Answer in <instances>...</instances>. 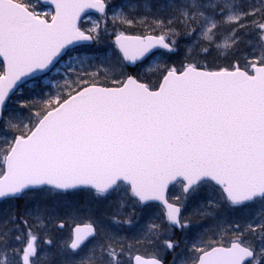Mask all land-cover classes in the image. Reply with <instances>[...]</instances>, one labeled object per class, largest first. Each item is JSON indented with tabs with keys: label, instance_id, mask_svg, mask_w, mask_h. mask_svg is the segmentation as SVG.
<instances>
[{
	"label": "snow or ice",
	"instance_id": "obj_1",
	"mask_svg": "<svg viewBox=\"0 0 264 264\" xmlns=\"http://www.w3.org/2000/svg\"><path fill=\"white\" fill-rule=\"evenodd\" d=\"M48 2L41 11L39 0H0V201L35 202L0 220V264L21 252V264H124L119 232L152 201L165 206L167 227L151 224L137 244L180 248L173 264H264V0ZM86 9L104 19L81 30ZM109 19L124 30L111 33V55L91 63L98 57L81 48L104 41ZM181 37L191 41L183 59L164 62ZM53 74L62 83L46 91ZM25 87L36 95L14 100ZM173 183L180 193L169 202ZM201 192L191 215L212 223L194 241L175 240L170 230L190 227L183 210ZM113 194L129 202L128 219L93 214ZM69 196H82L79 210L92 218L63 245L45 240L41 255L34 227L53 222L41 215L50 198ZM13 232L24 247L9 252Z\"/></svg>",
	"mask_w": 264,
	"mask_h": 264
},
{
	"label": "rangeland",
	"instance_id": "obj_2",
	"mask_svg": "<svg viewBox=\"0 0 264 264\" xmlns=\"http://www.w3.org/2000/svg\"><path fill=\"white\" fill-rule=\"evenodd\" d=\"M107 3L111 5H118L120 4V0H106ZM39 10L43 11L50 7L43 6L39 3L38 5ZM112 12L108 11V16L111 17ZM102 16L89 14L80 23L81 29H91L94 24L97 22L103 21ZM118 27L117 25H113L111 20H108V34L105 35L104 41L100 44H88L86 47L81 48V54L88 55V56H95L98 57L95 60L90 61L91 63L99 64L101 60H103L106 56L111 55V48L110 42L113 40L114 35H111V30L114 27ZM122 31V30H119ZM154 34V33H149ZM184 38V37H183ZM190 40L187 38L181 39L179 42L178 51L174 54H168L165 57L164 62L167 63H176L183 59L184 54L187 50V46L190 44ZM178 53V54H177ZM177 54V55H176ZM161 55V51H157L155 55L150 56L147 61L145 62L144 67L150 66L152 63L157 62V57ZM217 62L226 61L221 59H217ZM0 68H3V63L0 61ZM134 73H136L137 68L134 67ZM126 71L130 72L128 69ZM131 73V72H130ZM49 83L45 85L46 91L54 92L55 84L62 83V78L59 76H55L53 74L50 77L46 78ZM31 83V82H30ZM40 84H44V81H40ZM39 88H37V92ZM36 95L35 92L29 87H25L23 90V94L17 93L16 96L13 98L14 100L20 99H31ZM15 106V105H13ZM26 114V110H25ZM9 138H11L9 134ZM180 193V186L175 185L171 188L169 192V200L172 202V197L179 195ZM204 193L201 192L199 194H195L189 201V204L186 210H183V215L188 217L191 220L190 227L180 230L179 228L171 229L170 235L177 240H184L186 242L194 241L198 238V236L203 233L209 225L212 223L210 217H200V216H192L191 211L192 208L196 207L200 202L204 199ZM82 196L77 197H67L65 200H60L55 197H52L47 202V211L42 213L41 215H46L52 218L53 222H49L48 220L44 221L43 225H40L38 230L34 227V231L37 232L39 237L37 244L38 248L41 252V255L48 253L51 250V246L45 244V240L51 239L53 240L55 245H63L70 241L72 235V229L76 224H84L89 222V219L92 218L89 214L85 211H80V205L83 202ZM34 201H25L23 199L19 201H0V220L4 217L8 216L10 213L15 212L18 216H23L25 210H32L34 207ZM121 204L123 206H121ZM93 214L100 215L107 217L111 220L114 216L116 219L119 220H126L129 218V202L127 200L120 201L119 194H113L107 200H103L101 203H94L92 205ZM257 210V209H254ZM164 213L165 210L156 203H150L149 210L145 211L141 206H137L135 217L133 218L132 225H123V229L119 232V236L125 238V253L122 257L124 260V264H133V257L136 254H141L145 257H151L153 255L159 256L164 259L165 264H173L174 257H176L177 253L181 251L180 248L176 249L175 252L171 251H164L158 247H151L146 244H137L134 237H139L141 234L145 233L148 227L153 224H161L162 228L167 227L166 223H161L164 220ZM240 214H232L230 218H239ZM29 219L30 224H34V218L32 217H25ZM60 221H63L64 226L58 227L54 226L58 225ZM46 225V226H45ZM20 228L23 230L24 226L21 224ZM22 233L13 232L10 234L9 239V252H11L12 248H19L22 249L24 247V243L20 241H16L15 239L11 238L15 235H21ZM213 239L219 238L218 236H213ZM230 238L229 233L224 234V243L227 244L228 239ZM95 240H90L88 242V247H91L95 244ZM183 247V245H181ZM86 250V249H85ZM21 253H17L16 255H10L9 259L13 261V264H21Z\"/></svg>",
	"mask_w": 264,
	"mask_h": 264
},
{
	"label": "water",
	"instance_id": "obj_3",
	"mask_svg": "<svg viewBox=\"0 0 264 264\" xmlns=\"http://www.w3.org/2000/svg\"><path fill=\"white\" fill-rule=\"evenodd\" d=\"M39 2L42 4V5H44V6H51L52 7V5L48 2V0H39ZM88 13H96V14H100L101 15V13H99L98 12V10H96V9H86L84 12H82L81 13V15H80V19L78 20V25H79V23H80V21L82 20V18L85 16V15H87ZM113 40H114V38H113ZM0 59L3 61V58L2 57H0ZM130 67H135V66H131L130 65ZM174 184H176V183H173V184H170L169 185V190H170V188L174 185ZM169 190H168V193H169ZM169 202H171L170 200H169ZM152 203H159V204H161L164 208H165V206L162 204V202H159V201H152ZM77 225V224H76ZM75 225V226H76ZM74 226V227H75ZM74 227H73V229H74ZM136 255H140V256H142V257H145V256H143V255H141V254H136ZM135 255V256H136ZM134 256V257H135ZM134 257H133V264H135V261H134ZM145 258H148V257H145Z\"/></svg>",
	"mask_w": 264,
	"mask_h": 264
},
{
	"label": "trees",
	"instance_id": "obj_4",
	"mask_svg": "<svg viewBox=\"0 0 264 264\" xmlns=\"http://www.w3.org/2000/svg\"><path fill=\"white\" fill-rule=\"evenodd\" d=\"M122 2V0H120V3ZM114 30H116V31H119V30H124L123 28H120L119 26L117 27H114V28H112V30H111V33L114 31ZM142 32V29H136L134 32H132V34H140ZM181 39H184L183 37H181L180 38V40ZM180 40H179V42H180ZM178 54V53H177ZM176 54V55H177ZM216 63H218V64H224L223 62L221 63V62H217V60L215 61ZM226 63V62H225ZM127 69L133 74L134 73V68H131V67H127Z\"/></svg>",
	"mask_w": 264,
	"mask_h": 264
},
{
	"label": "flooded vegetation",
	"instance_id": "obj_5",
	"mask_svg": "<svg viewBox=\"0 0 264 264\" xmlns=\"http://www.w3.org/2000/svg\"><path fill=\"white\" fill-rule=\"evenodd\" d=\"M157 204V203H156ZM158 205H160V204H158ZM164 210H165V208L162 206V205H160ZM72 231H73V229H72ZM90 240H91V238H90Z\"/></svg>",
	"mask_w": 264,
	"mask_h": 264
}]
</instances>
